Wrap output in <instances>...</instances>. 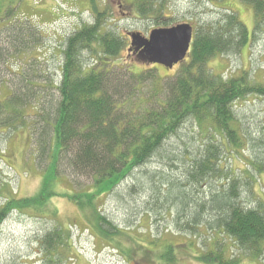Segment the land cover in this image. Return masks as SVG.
<instances>
[{"label":"trees","instance_id":"obj_1","mask_svg":"<svg viewBox=\"0 0 264 264\" xmlns=\"http://www.w3.org/2000/svg\"><path fill=\"white\" fill-rule=\"evenodd\" d=\"M133 1L141 16L163 11L164 0ZM242 1L251 5L254 11L253 35L264 27V0ZM13 3L14 0H0V30L10 44L9 49L0 46V64L5 63L10 50H13L9 53L12 56L25 55L30 44L39 41L35 30L38 26L17 22L19 5ZM157 3L161 8L156 7ZM107 11L96 9L94 21L67 38L58 85L51 78H45L46 86L28 82L17 92L10 88L11 94L2 99L3 82L0 81V132L13 134L33 123L40 134L38 157L47 162L39 192L33 197L7 198L0 208V224L14 211L47 215L46 207L58 195L55 190L57 179L85 175L92 181L89 186L64 195L81 210L92 208L97 233L111 238L118 228L94 206L96 198L110 194L125 184L128 177L136 179L134 171L161 154L169 139L192 126L194 134L203 137L201 147L204 150L199 147L195 152L184 147L163 154L168 164L180 161L185 154L182 158L187 166L185 177L173 179L162 171L161 183L155 186L154 175L146 173L148 181L142 184V189L145 194L147 189L151 199L157 200L156 203L149 202L150 208L146 211H162L169 201L173 208L168 206V210L176 211V220L181 222L183 229L194 233L195 239L198 236L201 239L205 227L221 230L232 238L234 248L240 254L225 259L226 249L219 243L215 244V250L205 253L203 260L208 259L213 264H239L243 257H252L264 262V199L249 191L251 196L248 197L253 196L254 201H247L246 205L240 193L241 186L250 189L254 183L256 176L249 178L255 174L252 171L261 172L263 166H256L254 158L248 160L246 157L254 169L247 168L248 178L229 179L221 189L198 196L199 189L210 182L211 176L219 177L224 172L218 166L221 152L233 153L242 161L240 155L243 156L244 146L253 147L257 142L264 146V131L259 138L246 134L234 110L236 101L250 95L264 98V82L254 81L246 70L239 76L225 79L210 66V60L215 56L239 51L251 38L249 29L238 14L229 9L217 21L194 27L191 49L186 59L176 65L173 76H157L155 69L140 73L132 71L131 80L127 81L115 69H107L110 61L120 54L124 43L123 36L116 31L106 28L102 32L108 20ZM95 43L100 46L98 52L93 48ZM88 51L100 56L101 61L105 60L103 69L86 59ZM145 80H151L154 85L150 97L141 95V89H138ZM39 87L56 89L59 95L57 104L47 100L41 112L35 104L44 97L38 93ZM30 133L34 134L33 131ZM194 189L199 191L198 197H195ZM160 200L164 202L159 204ZM206 213H209L207 219ZM70 236L69 230L63 231L60 227L46 232L40 240L43 253L57 255L63 264L60 254L64 258V250L69 252ZM197 245L202 249L201 243ZM167 248L171 250L172 247ZM59 262L54 258L49 261L51 264Z\"/></svg>","mask_w":264,"mask_h":264},{"label":"rangeland","instance_id":"obj_2","mask_svg":"<svg viewBox=\"0 0 264 264\" xmlns=\"http://www.w3.org/2000/svg\"><path fill=\"white\" fill-rule=\"evenodd\" d=\"M122 4L124 7H120L118 0H14L13 5H19L16 21L38 26L35 30L39 41L31 43V48L24 52L25 55L18 53L17 56H12L9 53L13 50L7 53L5 63L0 64V81L3 82L1 98L4 99L11 94L10 88L17 92L28 82L46 86L45 78H51L52 82L58 85L61 80L66 40L75 31L94 21L96 9L100 11L108 9V20L102 32L108 28L123 36V48L118 57L110 61L107 69H115L127 81L131 80L132 71L140 73L155 69L157 76L170 77L177 70L176 65L168 70L163 66L145 62L139 57L128 56L127 48L131 38L127 37V32L140 31L148 36L154 28L184 22L197 27L217 21L230 9L237 13L247 26L251 38L239 51L212 58L210 66L216 73L223 74L225 79L239 76L246 70L254 81L264 82V27L252 35L255 25L254 11L251 5L242 0H164L163 11L148 17L140 15L133 0H122ZM158 4L156 7L161 8ZM0 46L8 49L10 47L6 34L1 30ZM99 47L96 43L93 45L95 52L100 51ZM85 57L91 64L98 65L99 69L104 68L102 63L105 60L101 61L100 56L88 51ZM5 83L9 87H6ZM39 88L41 90L38 93L44 96L40 102H35L39 110L44 107L43 104L47 100L53 102V105L57 104L59 95L56 89ZM138 89H141V95L150 97L154 85L151 80H145L143 86L138 85ZM234 110L245 133L259 138L264 131V98L250 95L236 101ZM31 124L27 126L26 131L18 129L13 134L0 132V208L7 198L33 197L42 186L43 167L47 162H42L38 157L40 134L35 131L33 123ZM32 131L34 134L29 135ZM194 133L192 126L185 127L179 136L172 137L165 143L161 154H157L143 168L134 171L136 179L128 177L125 184L110 194L96 198L94 206L100 208L101 213L118 228L117 233L111 238H105L97 233L93 224L92 208L81 210L64 195L66 192L76 193L80 188L89 186L92 183L91 179L85 175H69L57 179L55 190L58 195L53 197L46 207L47 215H38L27 210L14 211L0 224V264H51L49 263L51 258L58 259L59 262L57 255L54 257L43 253L44 249L40 243L46 232L57 227L63 231L69 230L71 235L68 240V244L71 245L69 252L64 250V258L60 252L63 264H213L208 259L203 260V257L209 250H215V244L219 243H223L226 249L225 259L239 256L232 238L221 230H207L205 227L201 232V239L199 236L195 239L194 233L183 229L181 222L176 220V211L168 210V206L173 208L169 201L162 211H146L150 208L149 202L156 203L157 200H152L147 189H145L147 194L142 189V184L148 181L145 174L154 175L155 186L161 183L162 171L173 179H184L187 166L182 158L185 154L181 156L180 161L171 164H168V159L163 154L180 151L184 147L186 150L197 152L204 144V139L198 133ZM244 147L243 156L240 155L242 161L233 153L226 151L220 153L221 162L218 166L224 169V172L219 177L211 176L210 182L199 189L200 193L194 189L195 197L210 194L217 188L221 189L229 179L248 178L247 168L254 170L248 160L254 158L252 160H255V165L263 166V169L261 172L252 171L255 174L249 178L254 179L256 176L254 183L250 189L241 186V198L243 204L247 205V201L253 202V197H248L251 196L249 191H252L253 195L257 194L264 199V152L261 154L264 146L257 142L253 147L251 145ZM159 202L162 204L164 201ZM208 215L209 213H206V219ZM197 243H201L202 249ZM167 246H171V250ZM239 264L264 262L252 257H243Z\"/></svg>","mask_w":264,"mask_h":264},{"label":"water","instance_id":"obj_3","mask_svg":"<svg viewBox=\"0 0 264 264\" xmlns=\"http://www.w3.org/2000/svg\"><path fill=\"white\" fill-rule=\"evenodd\" d=\"M129 36L131 47L139 51V58L169 70L188 56L193 42V27L184 22L172 27L155 28L148 37L139 32L129 33Z\"/></svg>","mask_w":264,"mask_h":264},{"label":"flooded vegetation","instance_id":"obj_4","mask_svg":"<svg viewBox=\"0 0 264 264\" xmlns=\"http://www.w3.org/2000/svg\"><path fill=\"white\" fill-rule=\"evenodd\" d=\"M118 3H119V5H120V7H124V5L122 4V0H118ZM158 28V27H157ZM127 37H129L130 38V36H129V34L127 33ZM148 37V36H147ZM132 48V50H130ZM127 50H128V56H133V57H139V51H136L135 49H134V47H131V42H129V46H128V48H127ZM157 65V64H156Z\"/></svg>","mask_w":264,"mask_h":264},{"label":"bare ground","instance_id":"obj_5","mask_svg":"<svg viewBox=\"0 0 264 264\" xmlns=\"http://www.w3.org/2000/svg\"><path fill=\"white\" fill-rule=\"evenodd\" d=\"M210 21V20H209ZM93 22V21H92ZM177 24H179V23H177ZM177 24H174V25H170V26H164V27H172V26H175V25H177ZM192 27H193V38H194V34H195V28H194V26H193V24L192 23H189ZM155 29V28H154ZM153 30V29H152ZM151 30V31H152ZM150 31V32H151ZM137 32H139V33H141L140 31H137ZM128 34L129 33H134V32H127ZM143 36H145L143 33H141ZM150 35V33L148 34V36ZM257 36V35H256ZM147 37V36H146ZM193 43V42H192ZM191 46H192V44H191ZM191 49V48H190ZM240 50V49H239ZM8 119V118H7ZM3 123V122H2ZM197 140V139H196ZM161 171V170H160ZM253 197V196H252ZM176 216V215H175Z\"/></svg>","mask_w":264,"mask_h":264}]
</instances>
